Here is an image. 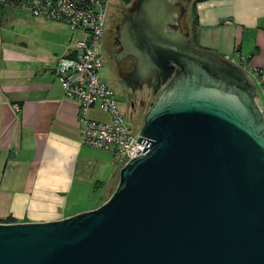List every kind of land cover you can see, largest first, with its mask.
Segmentation results:
<instances>
[{
  "label": "water",
  "instance_id": "95a60500",
  "mask_svg": "<svg viewBox=\"0 0 264 264\" xmlns=\"http://www.w3.org/2000/svg\"><path fill=\"white\" fill-rule=\"evenodd\" d=\"M174 0H135L119 24L122 81L156 95L143 153L98 206L0 221V264H264V114L250 74L193 45ZM141 150H136L139 152Z\"/></svg>",
  "mask_w": 264,
  "mask_h": 264
},
{
  "label": "crops",
  "instance_id": "0c3cea01",
  "mask_svg": "<svg viewBox=\"0 0 264 264\" xmlns=\"http://www.w3.org/2000/svg\"><path fill=\"white\" fill-rule=\"evenodd\" d=\"M190 39L237 64L239 55L264 68V0H200L185 17ZM84 32L0 5V221H47L80 206L91 188H104L120 165L109 150L81 142L77 102L55 75ZM90 119L109 120L90 108Z\"/></svg>",
  "mask_w": 264,
  "mask_h": 264
},
{
  "label": "built area",
  "instance_id": "2783aa9c",
  "mask_svg": "<svg viewBox=\"0 0 264 264\" xmlns=\"http://www.w3.org/2000/svg\"><path fill=\"white\" fill-rule=\"evenodd\" d=\"M114 0H0V4L24 7L36 16L67 23L84 32L74 43L71 56H60L55 62V75L64 96L77 102L81 142L109 150L122 165L143 153L146 144L139 142V131L126 121L118 109L112 88L100 76L102 67L101 38L108 12ZM237 65L251 76L257 91L264 97V68L251 66L247 57L239 55ZM227 58V57H226ZM90 108L109 114V120H94L87 115ZM141 150L136 152V150Z\"/></svg>",
  "mask_w": 264,
  "mask_h": 264
},
{
  "label": "flooded vegetation",
  "instance_id": "af4514ba",
  "mask_svg": "<svg viewBox=\"0 0 264 264\" xmlns=\"http://www.w3.org/2000/svg\"><path fill=\"white\" fill-rule=\"evenodd\" d=\"M174 1L180 2L183 7V14L180 18V22L183 30L186 31L185 17L187 13L192 10V6L196 5L200 0ZM121 3V6L115 5L114 7H111L106 19L104 32L101 38V69L107 74V80L112 85L114 84L115 86L121 87V92L124 95L125 105L127 107V116H129L130 120L135 123L139 120L140 106L144 101L142 98L137 97V92L146 89L149 91V95L154 96V98H156V95H153L152 89L147 88L146 85H143L141 89H132L131 87L126 86L122 81V73L132 70L135 60L132 56H122L120 54L122 47L119 41V24L122 22L125 12L134 7L135 0H130L129 2L121 1ZM106 83L112 88V85L107 81ZM112 90L115 92L113 88ZM123 115L125 117V114ZM143 118L144 115L142 117V124ZM142 124H140V127Z\"/></svg>",
  "mask_w": 264,
  "mask_h": 264
},
{
  "label": "rangeland",
  "instance_id": "374dc122",
  "mask_svg": "<svg viewBox=\"0 0 264 264\" xmlns=\"http://www.w3.org/2000/svg\"><path fill=\"white\" fill-rule=\"evenodd\" d=\"M115 5H119L121 6V0H114L113 2V7ZM109 13V12H108ZM100 76L103 80H106L110 85H112L107 79V74L100 69ZM112 88L114 89V96L117 100V105H118V109L121 111L122 114H125V119L128 123H131L130 125L133 127V129L135 131H139L140 129V124H142V117L144 115V113L147 111V109L149 108L150 104L154 101V96L149 95V91L144 89L140 92H137V97L138 98H142L144 101L142 103V105L140 106V111H139V120L136 121L135 123H133L132 120H130L129 116H127V107L125 105V98L124 95L121 92V87L120 86H115L114 84L112 85ZM258 102L260 103V105L264 106V97L263 95L260 93V91L258 90V97H257ZM105 113V112H104ZM119 163V162H118ZM120 167L122 166L121 163H119ZM117 183V179L115 178L113 183L111 185H105L104 188H91L90 193L88 194V198H84L83 201H81V205L80 206H89V205H93L95 204L96 206L99 205L100 202L104 201L105 199L108 198V196L111 194V192L113 191V189L115 188ZM95 206V207H96Z\"/></svg>",
  "mask_w": 264,
  "mask_h": 264
},
{
  "label": "trees",
  "instance_id": "16d2710c",
  "mask_svg": "<svg viewBox=\"0 0 264 264\" xmlns=\"http://www.w3.org/2000/svg\"><path fill=\"white\" fill-rule=\"evenodd\" d=\"M121 1H124V2H129L130 0H121ZM1 6H2V4H0ZM195 7H196V5H193L192 6V10H191V12H193L194 13V11H195ZM192 42V41H191ZM193 43V45H195L196 46V44L194 43V42H192ZM103 202V201H102ZM102 202H100V203H102ZM99 203V204H100ZM15 221V218H13L12 216H9V217H7L6 219H5V221H3V222H14Z\"/></svg>",
  "mask_w": 264,
  "mask_h": 264
}]
</instances>
